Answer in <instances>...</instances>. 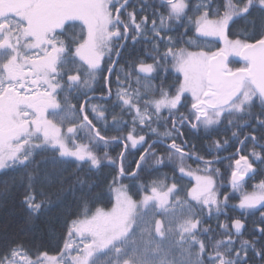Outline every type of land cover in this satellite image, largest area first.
I'll use <instances>...</instances> for the list:
<instances>
[{
  "label": "snow or ice",
  "instance_id": "obj_1",
  "mask_svg": "<svg viewBox=\"0 0 264 264\" xmlns=\"http://www.w3.org/2000/svg\"><path fill=\"white\" fill-rule=\"evenodd\" d=\"M190 11V0L151 4L141 0L139 11L131 0H0V171L27 172L22 203L30 213L39 214L45 208L47 188L59 184L63 190L68 179L62 173H40L36 160L40 155L50 154L53 165L74 160L78 168H100L98 152L110 160L105 149L115 143L124 152L138 149L142 153L136 172L126 171L123 164L118 172L121 178L136 180L149 159L160 166L157 172L167 166L164 156L153 151L156 144L149 143L152 136L145 134L147 130L170 140L165 153L169 160L179 155L181 174L176 177L174 169L170 185L159 179L144 184L140 199H134L127 185H117L114 178L115 204L110 210L85 204L67 229L59 259L41 253L33 261L18 245L0 252V264H21L18 257L24 264H44L45 259L50 264H101L105 257L108 264H264V180L253 192L243 191L246 177L255 176L257 166L264 165V0H201L195 6L197 36L186 43L199 47L205 42L201 37H215L224 45L216 51H189L180 47L183 37L174 40L170 35L184 26ZM254 12L260 14L259 23ZM241 21L245 22L243 33L230 39L231 27ZM76 22L82 25L79 34L73 31ZM138 35L151 44L152 62L137 58L123 81L117 74L113 103L109 77L103 76L104 72L110 76L113 67L102 61L107 54V65H112L111 56H119L117 49L125 46L120 42L136 43ZM229 56L240 57L243 66L229 67ZM172 70L182 79L177 77L176 84L166 86ZM97 74L106 82L99 98L90 95L96 91L92 84ZM133 77L136 84L141 80L160 83L142 95L132 87ZM108 105H112L111 113ZM116 107L121 109L119 118ZM125 114L130 124L123 120ZM160 121H164V132L158 131ZM225 124L248 129L243 139L232 131L239 147L227 159L234 163L229 183L233 191L242 192L234 207L242 216L247 212L260 217L252 239H239L246 230L242 217H226L230 224L219 222L233 197L225 194L226 188L218 193L214 176L220 170L205 158L213 155L211 149L205 156H196L204 169V174L195 175L196 185L187 191L179 185L182 176L193 175L183 163L195 154L194 146L189 151L187 139H180L185 130L203 133L219 159L229 141L211 138ZM112 130L117 135L110 136ZM83 139L87 146L77 143ZM213 213L217 229L204 226L205 216L211 218ZM140 224L149 237L153 232L171 237L180 258L160 244L137 243L134 237ZM217 231L222 238L209 240Z\"/></svg>",
  "mask_w": 264,
  "mask_h": 264
},
{
  "label": "trees",
  "instance_id": "obj_2",
  "mask_svg": "<svg viewBox=\"0 0 264 264\" xmlns=\"http://www.w3.org/2000/svg\"><path fill=\"white\" fill-rule=\"evenodd\" d=\"M131 2L136 6L137 11H139L141 0H131ZM147 2L151 4L158 2V0H147ZM200 2L201 0H190L192 11L188 13V19L184 21L183 27L172 31L170 35L174 40L183 37L180 47L187 48L189 51L205 50L206 46H208V50L215 51L218 43L214 40H204V38H200L201 41L205 42L201 43L199 47H196L195 45H188L186 43L188 40L195 39L197 36L193 20L196 16L195 6ZM216 2L219 3L220 0H216ZM147 14L151 17V8L147 9ZM259 15L260 14L258 12L253 13V17L257 19V23H259ZM81 27L82 25L76 23V27L73 31L79 34L81 32ZM148 27H151V24H149ZM244 28V21L237 23L235 26L231 27V35L229 38H238V34H242ZM186 30L187 35H185ZM129 35H131V30ZM208 41H210V43ZM120 43L125 46L117 49L120 54L119 61L115 69H113L110 76H108L109 73L107 72L103 73V76L109 77L113 103H115V94L117 92V74H119L121 81H123L125 73L129 71V66L132 62H134L137 58H140L146 59L147 63H151L152 60L150 56L154 55L151 51V44L139 35L137 36L136 43H133L131 39L128 41H121ZM115 57L116 55L111 56L112 61ZM108 59L109 56L106 54L104 60L102 61V65L109 66L107 65ZM234 62V60L230 61V67L238 68L236 64L234 67L232 66ZM238 64H240V67L243 66L240 62ZM169 69L171 70L170 65ZM97 77L98 79L93 85V88H95L96 91L90 93V95L99 98L102 94V90L106 91V82L102 79L100 74H97ZM177 77L182 79V76L179 73L172 70L171 75L167 78L166 86L176 84ZM159 83V80H153L151 82L141 80L139 84H136L135 77H133L131 81L132 87L138 88L142 95L148 93L151 89L157 88ZM108 107L111 113L112 105H108ZM114 110L119 118L121 109L116 107ZM259 110V107L255 109L257 112ZM123 120L128 121L129 124L131 123L130 117L127 114L123 116ZM112 122V116L110 114L108 124L111 125ZM153 127H156V125L154 124ZM158 131H165L164 121H160ZM232 131H237L240 139H243L244 136L248 134L247 127L238 129L227 124L218 126L211 139H227L229 141V144L225 145L224 149L221 150L220 155L228 152H235V149L239 146L238 144H235L234 138L232 137ZM108 134L110 136H115L117 135V132L112 130ZM145 134L152 136L149 143L156 144L153 151L159 156H164L167 166L160 168V171L157 172L155 169L160 166L155 165L154 162L149 159L144 164L143 171L138 172L139 179L136 180H133L130 176L121 178L118 176V172L121 164H123L126 171L130 170L136 172V165L139 162V156L142 153H140L138 149H129L127 152H124L123 148L118 147L115 143H110L105 149L110 160L103 159L104 153L98 152V155L102 158L100 168L90 169L89 166L78 168L77 165L79 162L74 160L67 165H53L50 154L37 156L36 160L39 164L40 173H62L68 178L67 183L63 186V190H61V186L59 184H55L46 189L49 193V199L45 203V208L39 214L33 215L22 203V193L27 185L28 179L27 172L21 169L14 171H0V252H3L11 247L22 245L24 253L33 261H35L37 255L41 253H47L49 257H57L64 250V242L67 239V229L71 225V221L76 219L78 215H81L85 204H87L89 208L93 209L95 207L110 209L114 205L113 191L111 190L114 178H116L117 185L121 182L127 185L129 194L132 195L134 199H140L143 195L142 186L144 184H150L152 180L159 179L170 185L174 178V169H176L175 176L181 177V174L178 171V167L180 165L179 155H176L169 160L165 153V146L167 143H170V140L167 137L154 135L147 130L145 131ZM120 135L123 136L125 133H120ZM180 139H187L188 150L193 151L194 146L195 152L191 159L185 158L183 161L186 170L191 169L193 175H184L179 179V185L187 191L196 185L195 175H202V172L204 171L203 161L197 160L196 156H205V153L211 149L213 155H208L205 158L216 159V156L214 155L216 149L212 145L211 140L206 139L203 133L193 134L190 130H185L184 137H181ZM166 140L169 142L166 143ZM78 142H82L86 146L88 144L87 139H83ZM121 152H124L123 157L120 155ZM111 161H114L115 163H112ZM217 177L218 175L214 176L216 182ZM80 182H83V184ZM69 189H74V191H70ZM224 190L218 188V193H224ZM243 191L249 193L253 192L249 190ZM137 193H139V195H137ZM225 194H228L233 198L230 199L228 208L226 210L222 209V213L219 215V222L230 224L231 220L226 219V217H242L246 224V230L241 240L252 239L253 230L259 224V214L249 215L247 212H244L242 216V211L239 208L234 207L239 202V198L242 195L241 191L227 189V193ZM205 219L207 220V223L204 225L205 227L210 225L213 229H217L218 222L215 213H213L211 218L206 215ZM140 226L136 228V236L134 237L137 243L143 244L146 241H150V243L154 242V247L156 244H160L165 249H172V251L175 252V256L176 254H179V250L173 247L172 239L169 240L159 236H157L158 238H155L154 232L152 236L149 237L147 233H142V228H140ZM134 227L136 226L134 225ZM221 238L222 237L219 235V231H217L214 236L209 237V240ZM150 243L148 245L149 247H151ZM41 258L43 259V257ZM106 258L107 257L102 259L101 264L106 263ZM22 262H24L23 259Z\"/></svg>",
  "mask_w": 264,
  "mask_h": 264
},
{
  "label": "flooded vegetation",
  "instance_id": "obj_3",
  "mask_svg": "<svg viewBox=\"0 0 264 264\" xmlns=\"http://www.w3.org/2000/svg\"><path fill=\"white\" fill-rule=\"evenodd\" d=\"M76 23L80 24L79 22H76ZM204 40H205V38H204ZM217 43H218L216 45L217 47L215 48L216 50H218V48L222 47V45H221V43L219 41H217ZM205 48H206L205 50H208V46H206ZM231 60L235 61L234 64H232L233 67L235 66V64L238 67H240L239 66L240 64H238L239 63V59H238L237 56L234 57V58H228L229 67H230V61ZM118 61H119V56H116L113 59V64L109 65V66L113 67V69H115ZM108 76H109V74H108ZM165 142L167 143L169 141L166 140ZM250 149H251V145H249V150ZM256 151H260L259 147L256 148ZM232 154H233V152H231V153L228 152L226 154H221L219 159H217V158L216 159H211V160L214 161V164L212 165V167L213 168H219V170H220V175H218L216 183H217L218 188H220L221 190H224L225 188L228 189V190H233L232 187H231V184L229 183V180H230V172H231L232 168L234 167V163L230 162L227 159ZM256 172H257V174L255 176H252L250 174V176L245 180V185L246 186L244 187L243 190L254 191L256 189V185H258L262 180H264V165H258L257 169H256ZM202 173L204 174V171ZM245 227H246V224H245ZM242 236L239 239H241ZM252 236H253V234H252ZM234 239H235V237H234ZM253 262H254L253 264H256L255 261H253Z\"/></svg>",
  "mask_w": 264,
  "mask_h": 264
},
{
  "label": "rangeland",
  "instance_id": "obj_4",
  "mask_svg": "<svg viewBox=\"0 0 264 264\" xmlns=\"http://www.w3.org/2000/svg\"><path fill=\"white\" fill-rule=\"evenodd\" d=\"M80 23V22H79ZM201 38H203V37H201ZM205 39H207V40H215V41H218L217 40V38H215V37H208V38H205ZM220 43H221V45H222V47L224 46L223 45V42L222 41H219ZM234 57H236V56H229L228 58H234ZM97 79H98V77L96 76V80L93 82V84H92V87H93V85H94V83H96V81H97ZM85 91H87L88 89H84ZM77 143H79L78 141H77ZM70 147H71V145H70ZM236 193H238V192H236ZM115 192L113 191V198H114V204H115ZM143 196V195H142ZM142 198V197H141ZM111 209V208H110ZM110 209H106V210H110ZM140 228H143V224H141V226H140ZM154 237L155 238H158L156 235H155V233H154ZM167 239H169V240H171L172 238L171 237H168ZM154 242H152V243H150V246L151 247H154ZM61 255V254H60ZM60 255L59 256H57V258L59 259L60 258ZM176 258L177 259H179L180 258V254H176ZM17 259H20L21 260V264H24V262H22V259L21 258H17ZM105 264H108V258H106L105 259ZM44 264H50V262L46 259L45 261H44Z\"/></svg>",
  "mask_w": 264,
  "mask_h": 264
},
{
  "label": "water",
  "instance_id": "obj_5",
  "mask_svg": "<svg viewBox=\"0 0 264 264\" xmlns=\"http://www.w3.org/2000/svg\"><path fill=\"white\" fill-rule=\"evenodd\" d=\"M238 59H239V62H240V63H243V64H244V61H243L242 59H240V57H238ZM249 176H250V174H249ZM249 176H248V177H249ZM248 177H246V179H247Z\"/></svg>",
  "mask_w": 264,
  "mask_h": 264
}]
</instances>
